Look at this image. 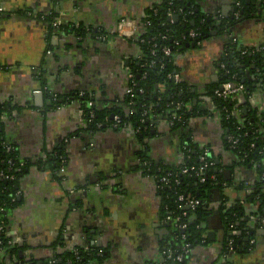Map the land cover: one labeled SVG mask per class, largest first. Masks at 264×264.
Here are the masks:
<instances>
[{
  "label": "crops",
  "instance_id": "1",
  "mask_svg": "<svg viewBox=\"0 0 264 264\" xmlns=\"http://www.w3.org/2000/svg\"><path fill=\"white\" fill-rule=\"evenodd\" d=\"M162 1L0 0V105L9 110L3 140L28 163L18 185L19 204L9 213L10 229L30 258L46 260L54 252L51 246L61 253L93 247L103 256L90 264H158L173 242V220L163 207L154 169L182 164L185 134L212 150L224 181L214 192L202 233L205 242L192 247L185 264H264V206L250 197L257 187L264 193V159L260 165L238 160L227 148L222 116L207 97L208 88L221 80L232 37L247 49L264 47L261 0H245L251 12L228 32L217 31L218 24L236 13L239 0H196L200 13L212 20L209 34L217 33L174 56L176 73L196 96L187 106L192 115L186 133L170 128L165 119L156 120L142 138L131 126L91 131L81 101L73 97L87 93L127 111L128 75L139 63L141 47L118 35V23L123 18L141 23ZM52 13L79 33L51 31L44 16ZM91 32L110 36L99 42ZM242 72L247 93L233 99L240 121L243 109L246 115H264V83L252 68L242 67ZM61 146L64 174L49 160ZM222 199L242 210L256 240L252 251L224 257Z\"/></svg>",
  "mask_w": 264,
  "mask_h": 264
},
{
  "label": "trees",
  "instance_id": "2",
  "mask_svg": "<svg viewBox=\"0 0 264 264\" xmlns=\"http://www.w3.org/2000/svg\"><path fill=\"white\" fill-rule=\"evenodd\" d=\"M261 1L262 6L264 7V0ZM239 3L241 4V7L239 9H235V12L239 13L240 15L239 18H236L233 14L229 18L223 19L221 23L222 28L225 26L228 28H233L245 17L247 13L251 12L252 6L247 5L245 0H239ZM170 8L173 10L183 9L184 11L183 14L178 15V22H174L173 24L169 23L167 18V12ZM154 10H158V13L155 14ZM190 12H193V14L190 15ZM185 15L188 21L183 20ZM37 17L41 19L43 15H39ZM44 17V21L50 26V30L54 31V33L60 30L79 33L71 26L66 27L62 25L60 28H55L53 23L58 19L57 14L52 13L45 15ZM147 22H149L150 25L146 26ZM211 22L212 20L209 21L206 16L198 12L196 0H183L174 2L172 5H170V0H164L159 5L154 6L152 10H149L146 14V17L140 23L141 28L139 33L140 37H142V39L145 41L144 44L140 45L141 51H143L145 56V61L140 60L139 65H134L131 67V71L136 74L137 78L139 77V79H137L138 87L134 92L133 97L128 95L126 98V103L128 105L131 101H134L135 104L132 106L129 105L127 107V111H125L124 109L116 108L113 105L108 107L106 103L96 101L94 96L87 93H83L82 95H73V97L81 101L83 115L87 122L88 129L95 131L101 130L106 126L112 127L115 116L119 117L122 126H131L134 129H137L138 127L143 128L145 124H142L141 120L144 118L143 115L146 110L149 111L148 117L152 118L154 116L157 118V120H170L173 113L176 112L174 105L183 102V109L178 111V113L179 115L181 114L184 116L186 122L185 124H176L173 129L178 131L182 130L186 133V126L190 116L192 115L187 106L189 105L188 103L195 99L196 96L184 83L176 85L168 78V74H174L176 72L174 63L166 64L165 68L162 71L160 70V65L165 61V59H163L161 54L155 58L152 57L151 48L152 44L156 41L154 39H157V41L160 43V38L163 35H167L168 40L166 42H161V45L168 46L176 52L184 48L187 44H198L202 42L205 39V35L210 32ZM191 30L198 31V33L201 34L198 40L190 41L188 38V32ZM184 36L186 37L185 40L183 39ZM175 40L181 41L180 47L174 48L173 41ZM244 50H248L246 55H242V51ZM151 61L156 62V65L153 68L148 69L143 67L144 63H150ZM222 65L224 67H222L221 71V80L218 84L208 88V96L213 97V92L216 89H220L221 86L228 81L242 82V67L252 68L255 73L257 70H259L262 73L263 78L264 47L259 50H254L247 49L239 43H228L225 54L223 55ZM227 71H230V73L227 74ZM234 75H236L235 78H233ZM162 86L165 87L164 91L159 90ZM140 89L144 90L143 94L139 92ZM248 92L250 93L251 90H248ZM55 98L56 97H53L55 101L53 106L57 103V98ZM70 99L66 98V100ZM213 101L217 106V111L222 116L224 127L227 130V136H240V142L237 147L231 149L229 144H227V148L237 156L238 160L242 164L260 165L264 159V115L256 117L255 114L253 116L250 114L245 115L242 121L238 120L236 117L230 121L226 119L224 108H227L230 111L234 110L235 105L233 100L224 102L218 99H213ZM129 109L133 111L131 116L127 114ZM92 112L94 113V117L90 122V115ZM4 113L9 115V110L6 109L5 105H0V114ZM233 123H238L239 125H235ZM98 124H102V127L99 129L97 128ZM238 127H241V129L238 130ZM2 129L3 121L0 120V159H11L13 162H20L21 160L18 158L13 148H10V146H8L3 140ZM150 132L151 130H142L139 134V137L142 138L144 135H150ZM182 144H187L192 149V151L189 153L191 155V159L188 161V163H190V165L199 167L200 165L198 162V156L199 153L202 152L200 150L201 147L198 144L192 143L190 140H188L185 134L182 139ZM211 154L214 165L208 169L205 182H202L200 178H197L195 175L187 174L180 176V184L177 185L172 183L170 187H165L162 190L163 207L165 211L171 213L170 217L172 220L183 213V209L180 208L181 204L178 202L179 195L195 198L200 202L196 210L189 211L187 217L184 218V222L188 224L187 238L185 243L191 244V247L202 242V233L205 222L208 218L209 212L212 211V208H214V190L222 188L224 183L222 175L216 171L217 166L213 152ZM61 156H65L64 148L62 146L52 152L49 156V160L57 164L58 167L55 168L57 171L61 165ZM182 165L183 164L172 169L162 168L159 175H166L170 172L178 173L182 170ZM27 167L28 164L26 168ZM259 168V170L262 172V168ZM25 170L22 174L17 175L13 182L7 183L0 181V207H5L6 216H4V218L7 222L8 231H11L9 213L19 204V198L16 197L15 202H13L11 196H14V194L17 193L19 189V181L24 175ZM151 170L153 171V169ZM154 171L156 174L158 172V168L156 167ZM211 197H213V199ZM250 197H258L259 201H263L262 205L264 206V193H262L260 187H257ZM219 210L226 226V241L230 238L234 239V251H242L244 249V251L247 252L249 250V245L245 242L248 238L252 237L253 234L248 226V222H246L242 214V210L236 205L229 206L226 199H222ZM176 242L177 244L173 246V248L180 247L183 244V240L181 238H179ZM56 244L58 245L57 242ZM172 245L173 244L170 246ZM52 248L54 252L51 257L47 258L46 260H37L30 258L27 255V248L23 244H19L14 248L5 246L3 252L0 251V264H90L91 261L101 258L97 255L99 249H96L93 252L86 251L85 249H77L75 251L72 250L61 253L55 251L53 246H51V249ZM225 249L226 248H224V252L226 251Z\"/></svg>",
  "mask_w": 264,
  "mask_h": 264
},
{
  "label": "built area",
  "instance_id": "3",
  "mask_svg": "<svg viewBox=\"0 0 264 264\" xmlns=\"http://www.w3.org/2000/svg\"><path fill=\"white\" fill-rule=\"evenodd\" d=\"M179 1H183V0H170V5H172L174 2H179ZM238 9L241 7V4L238 3ZM155 14L158 13V10H154ZM183 9H179V10H173V9H168L167 12V18L169 23L173 24V17L174 16H178L180 14H183ZM193 12H190V15H192ZM0 15H2V9L0 7ZM236 18H239V13H235L234 14ZM184 21H188L186 18V15L183 18ZM223 19H221L222 21ZM150 25L149 22L146 23V26ZM53 26L55 28H60L62 26V22L60 20H56L53 23ZM139 28H140V23L137 22L134 19L131 18H123L119 21L118 23V35L121 38H124L128 41L131 42H135L137 44L142 45L145 43L144 39H142V37H140L139 34ZM228 32V31H227ZM92 36L94 37V39H96L99 42H105L108 41L109 39V34L108 33H104V32H97V33H92ZM201 36L200 33H198V31L195 30H191L190 32H188V38L190 39V41H195L198 40L199 37ZM183 39L185 40L186 37L184 36ZM153 44H152V48H151V54L152 57H157L159 54L162 55L163 59H165V61L160 65V70L162 71L166 64H172L174 63V56L176 53H178L180 50H178L177 52L174 51L172 48H169L168 46H164L161 45V42H166L168 40V36L167 35H163L160 38V43L157 41V39ZM238 42V40L235 37H232L230 40L231 44H236ZM201 43V42H200ZM198 43V44H200ZM181 41L175 40L173 41V45L174 48L180 47ZM141 47V46H140ZM248 53V50H244L242 51V55H246ZM145 56L143 51H141V55L139 56V60L145 61ZM156 65L155 61H151L150 63H144L143 67H146L148 69L153 68ZM222 67H224L222 65ZM230 71H227V74H229ZM257 76L260 77V75H262V73L257 70L256 71ZM236 75L233 76V78H235ZM258 77V78H259ZM129 82H130V87H129V91H128V95H130V97H133L134 92L137 90V79H139V77L137 78L136 74L132 71H130L129 75ZM168 78L173 81L176 85L181 84V79L180 76L175 72L168 74ZM139 92L141 94L144 93L143 89H140ZM247 93V87L244 83L242 82H237V81H228L226 83H224L220 89H216L213 92V97L211 96H207L208 100H210L213 105H215L213 99H218L224 102H227L229 100H233L235 97L239 96V95H243ZM82 95V94H81ZM135 104L134 101L129 102V105H133ZM128 105V104H127ZM128 105V106H129ZM183 102L182 103H177L175 104V108H176V112L173 113L172 118L170 120H166L167 123L169 124L170 128H174V126L176 124H185L186 120L184 118L183 115H179L178 111H181L183 109ZM171 106V105H170ZM215 108H217V106L215 105ZM224 112L226 113V119L232 121L234 117H236V112L234 110L230 111L227 108H224ZM133 114V111L129 112V116H131ZM6 114H0V120L4 121V119L6 118ZM144 118L141 120L142 124H145V126L142 127H138L136 130V132L138 134L141 133L142 130H149L151 129V127L154 125L155 121L157 120V118H155L154 116L148 117L149 116V111H145L144 112ZM90 122L92 121V118L94 117V113L92 112L90 115ZM235 125H237L238 123H233ZM239 125V124H238ZM102 124H98L97 128H101ZM125 126L121 125V121L119 119L118 116L114 117V124L112 125V128L115 129H122L125 128ZM241 129V127H238V130ZM188 140H190L192 143H195L193 141L192 138H190V136L187 137ZM68 140H66L65 142H67ZM240 142V136H235V135H228L227 136V144H229V147L231 149L235 148L238 146ZM188 144V143H187ZM185 144H182V158H183V162H182V170L178 173H168L166 175H162L160 176V172L162 170V168H158V172L156 174H154L156 181L159 184V188L162 191L165 187H170L172 185V183L174 184H180V176L182 175H195L197 178H200V180L202 182H205V177L206 174L208 172V169L210 167H212L214 165V162L212 160V150L208 147H204V146H200L201 147V151L199 153L198 156V162H199V167L195 166V165H190V163H188V161L191 159V155L189 154L192 149L190 148V146ZM66 158L65 156H61L60 158V167L58 169L59 174H64L65 173V165H66ZM0 181L2 182H13L16 179V176L19 174H22L23 171L25 170L26 166H27V162L21 160L20 162L16 163L13 162L11 159H0ZM147 164V163H146ZM150 165L151 164H147L148 169H150ZM264 179V178H263ZM224 185V183H223ZM216 190H214L215 192ZM11 196V195H10ZM20 196V191L18 189L17 193L14 194V196H11V199L13 202H15V198ZM178 202L181 204L180 208L183 209V213L182 215H178L177 217H175L173 219V237H172V241H173V245L167 247L163 252H162V259L158 264H183L186 262V259L188 258L192 247L191 244H187L185 243L186 238H187V229H188V224L184 222V218L187 217L188 212L189 211H194L196 210V208L199 206L200 202L195 199V198H189L185 195H179L178 197ZM6 210L5 207H0V251L3 252V250L5 249V246L7 247H11L14 248L16 246H18L20 243L19 240L15 239L12 235H11V231H8V226H7V222L5 221L4 216H6L5 214ZM262 223H264V220L261 221ZM2 237V238H1ZM181 238L183 240V244L180 247H176L173 248V246H175L177 244L176 241H178V239ZM249 241L247 242L249 245V250L252 251L253 248L256 245V240L253 237L248 238ZM247 239V240H248ZM6 241V243H5ZM202 242L204 243L205 240L203 239ZM234 242L235 240L230 238L225 242L224 248H226L225 252H223L224 257H227L229 253L234 251ZM7 244V245H5ZM172 247V248H171ZM86 251H95L96 249L94 248H90L87 247L85 249ZM97 255L102 257L103 256V251L102 250H98Z\"/></svg>",
  "mask_w": 264,
  "mask_h": 264
},
{
  "label": "water",
  "instance_id": "4",
  "mask_svg": "<svg viewBox=\"0 0 264 264\" xmlns=\"http://www.w3.org/2000/svg\"><path fill=\"white\" fill-rule=\"evenodd\" d=\"M198 12H200V10H198ZM178 20H179V16H174L173 17V21L174 22H178ZM221 23H222V21L220 22V24H218V30L217 31H229V30H231L232 28H228V27H221ZM194 24V23H193ZM217 32H215V33H208V34H206L205 35V39H207V38H209V37H211V36H213V35H215ZM196 46V44L195 43H192V44H187L185 47L186 48H189V47H195ZM241 74H243V72L241 73ZM258 80V82H260L261 84H263L264 83V79H257ZM242 83H244V84H246V80H244L243 79V81H242ZM258 87H260V86H256V89L258 88ZM188 110H189V108H188ZM190 111V110H189ZM192 111V110H191ZM190 111V112H191ZM242 113L243 114H247V111H246V109H243V111H242ZM238 163H240V162H238ZM217 164H219V160H217ZM217 172H218V170H217ZM231 172H230V170H227V171H225V175H229ZM230 180V179H229ZM262 183L264 184V179L262 180ZM217 192H219V190H216ZM212 199H213V197H211ZM261 202V204H263V201H260ZM263 217V216H262ZM261 224H263V223H261ZM252 234H253V232H252ZM172 237H173V231H172V235H171ZM247 242L249 241V239L248 240H246ZM90 244L92 245V246H94L95 244H94V242H90ZM172 244H173V242H172Z\"/></svg>",
  "mask_w": 264,
  "mask_h": 264
},
{
  "label": "flooded vegetation",
  "instance_id": "5",
  "mask_svg": "<svg viewBox=\"0 0 264 264\" xmlns=\"http://www.w3.org/2000/svg\"><path fill=\"white\" fill-rule=\"evenodd\" d=\"M209 21H210V19H209ZM140 61V60H139ZM138 65H139V63H138ZM152 165V164H151ZM154 165V164H153ZM155 167V166H154ZM93 248V247H92ZM95 249V248H94Z\"/></svg>",
  "mask_w": 264,
  "mask_h": 264
}]
</instances>
